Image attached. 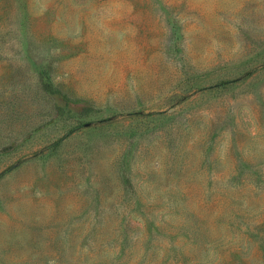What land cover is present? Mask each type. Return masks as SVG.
I'll return each instance as SVG.
<instances>
[{
  "label": "rangeland",
  "instance_id": "1",
  "mask_svg": "<svg viewBox=\"0 0 264 264\" xmlns=\"http://www.w3.org/2000/svg\"><path fill=\"white\" fill-rule=\"evenodd\" d=\"M0 264H264V0H0Z\"/></svg>",
  "mask_w": 264,
  "mask_h": 264
},
{
  "label": "trees",
  "instance_id": "2",
  "mask_svg": "<svg viewBox=\"0 0 264 264\" xmlns=\"http://www.w3.org/2000/svg\"><path fill=\"white\" fill-rule=\"evenodd\" d=\"M105 119L101 120V121H104Z\"/></svg>",
  "mask_w": 264,
  "mask_h": 264
}]
</instances>
